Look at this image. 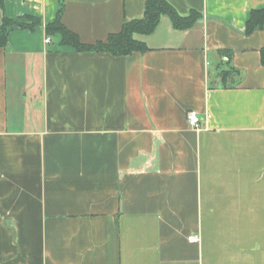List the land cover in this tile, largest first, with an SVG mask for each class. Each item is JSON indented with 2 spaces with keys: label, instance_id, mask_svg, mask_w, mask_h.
Segmentation results:
<instances>
[{
  "label": "crops",
  "instance_id": "crops-1",
  "mask_svg": "<svg viewBox=\"0 0 264 264\" xmlns=\"http://www.w3.org/2000/svg\"><path fill=\"white\" fill-rule=\"evenodd\" d=\"M165 1L200 18L115 56L45 24L61 2L94 44L145 0H2L40 24L0 47V264H264V25L244 30L264 0Z\"/></svg>",
  "mask_w": 264,
  "mask_h": 264
},
{
  "label": "trees",
  "instance_id": "trees-1",
  "mask_svg": "<svg viewBox=\"0 0 264 264\" xmlns=\"http://www.w3.org/2000/svg\"><path fill=\"white\" fill-rule=\"evenodd\" d=\"M2 6V0H0ZM63 4L60 2L56 17L53 22L45 24V34L50 36L59 33L62 37L61 43L71 45L78 52H98L104 51L115 56H124L133 52H143L147 49L144 42L140 41L137 36L149 35L157 28L160 18L167 16L173 28L184 30L193 26L200 18V14L191 10L188 15H179L176 10L165 0H145L143 16L141 18L125 20L116 33H110L105 41H98L94 44H83L78 37L68 30L61 23V14ZM28 22H19L16 20L2 17L0 20V47L6 45L8 35L14 27L22 29H33L34 26L40 24V20L34 17H26ZM264 25V8L252 9L245 24V33L249 34L259 30ZM264 63V56L262 58ZM236 70L229 69L221 71L220 75L225 80L228 75L235 73Z\"/></svg>",
  "mask_w": 264,
  "mask_h": 264
},
{
  "label": "built area",
  "instance_id": "built-area-1",
  "mask_svg": "<svg viewBox=\"0 0 264 264\" xmlns=\"http://www.w3.org/2000/svg\"><path fill=\"white\" fill-rule=\"evenodd\" d=\"M45 42H49V37L45 38ZM186 121L187 124L193 129H200L202 127V119L200 115L195 110H189L186 113ZM187 240L192 243L199 242V236L196 234H191L187 237Z\"/></svg>",
  "mask_w": 264,
  "mask_h": 264
}]
</instances>
